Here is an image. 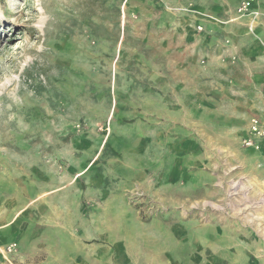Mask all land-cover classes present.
Masks as SVG:
<instances>
[{"label": "rangeland", "instance_id": "374dc122", "mask_svg": "<svg viewBox=\"0 0 264 264\" xmlns=\"http://www.w3.org/2000/svg\"><path fill=\"white\" fill-rule=\"evenodd\" d=\"M170 1L0 0V235L35 234L49 200L69 191L97 223L82 244L107 264L113 241L134 243L147 264L155 254L161 264L264 259V202L242 170L260 95L234 36L190 63L198 74H163L180 61L164 51L176 20L197 15ZM152 71L178 87L149 107ZM18 242L0 244V264L28 257Z\"/></svg>", "mask_w": 264, "mask_h": 264}, {"label": "crops", "instance_id": "0c3cea01", "mask_svg": "<svg viewBox=\"0 0 264 264\" xmlns=\"http://www.w3.org/2000/svg\"><path fill=\"white\" fill-rule=\"evenodd\" d=\"M175 2L176 5L183 7L191 5V8L197 11V15H193L192 18L176 20L175 41L167 37L164 51L169 55L172 53V55H177L175 57L179 58L180 61L176 62V64L174 62L175 66L170 63L171 65L165 67L166 71H163V74L165 72L167 75L198 74V71H196L198 69L195 70V68L189 67L190 63L192 66H197L201 56L205 55L208 57L214 52L220 51L218 47H215L218 39L234 36L238 40H236V43L238 44L237 50L241 72L247 75L246 83L256 92L257 97L260 95L257 104H261L262 108L264 106V0H257L254 5V8L258 9L261 14L255 20L253 32L249 30V25L252 21L251 15L234 16V10L239 0H175ZM170 3H173L172 0ZM200 12H209L210 16L213 15L216 18H226L219 20L221 24H215L210 22V20L199 18ZM224 14L228 16H224ZM196 25H202L203 30L197 31ZM155 73L157 72L152 71L150 73L148 80L143 82L142 87L144 90L143 104L149 107L154 105L158 98H162L164 92L178 87L177 81H171V83L166 80L167 77L163 79L162 72L158 73L160 74L159 76ZM151 74H154L155 77L152 78ZM196 79L198 81L199 77ZM258 111L259 109L251 115ZM245 152L253 161L246 165L243 164L242 170H246L245 175L248 177L246 179H249L255 185L253 192L260 197L259 200L261 202H264V150L245 147ZM52 198V200H49L52 204L49 205L44 214L48 221L38 223V229L35 234H33L31 228L28 237L22 236V233L17 238L19 234L17 232L14 233L13 227H9L6 231L12 233V230L13 234L11 236L9 234L0 235V244L5 245L19 239V247L29 251L28 257L26 256L27 259L23 257L20 264H107V258L88 253L87 248L83 245L84 241L81 237L90 239L93 237V232L90 234L86 227L94 228L97 223L94 217L88 220L80 210L81 196L67 191V193L59 194L57 197ZM55 201L62 204L56 205L54 204ZM65 201H67V209L63 205ZM256 215L258 217L261 213L257 212ZM260 223L264 224V222ZM210 228L208 227V233H214V228ZM208 243L211 244V242ZM65 249H67V260H65L66 257L59 255L57 252ZM133 249L134 243L113 241L111 250L115 251V253L113 254L114 258L111 260L112 264H147L146 258L142 256L145 252L134 253L132 252ZM175 249L177 251L176 255H181L182 249L178 245H176ZM179 250L180 253L178 252ZM42 253H45V256L39 257ZM155 256L158 255L155 254L149 257V260H153L149 264H161V259L159 260ZM194 259L195 257L193 256L192 260L194 261ZM197 260H199V256ZM168 264L182 263L171 259ZM256 264H264V259L259 260Z\"/></svg>", "mask_w": 264, "mask_h": 264}, {"label": "built area", "instance_id": "2783aa9c", "mask_svg": "<svg viewBox=\"0 0 264 264\" xmlns=\"http://www.w3.org/2000/svg\"><path fill=\"white\" fill-rule=\"evenodd\" d=\"M257 0H239L236 6L238 17L251 15L253 19L260 16L261 12L254 8ZM197 31H202V25H196ZM244 147L255 150H264V106L259 111L250 116L245 135L242 138ZM13 245L7 247L10 251ZM12 264V263H11Z\"/></svg>", "mask_w": 264, "mask_h": 264}, {"label": "bare ground", "instance_id": "6f19581e", "mask_svg": "<svg viewBox=\"0 0 264 264\" xmlns=\"http://www.w3.org/2000/svg\"><path fill=\"white\" fill-rule=\"evenodd\" d=\"M257 224V228L258 231L262 234V236H264V224L262 225L260 222L256 223Z\"/></svg>", "mask_w": 264, "mask_h": 264}]
</instances>
